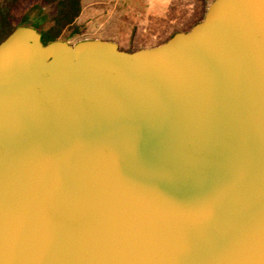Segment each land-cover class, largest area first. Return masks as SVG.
<instances>
[{"label":"water","instance_id":"95a60500","mask_svg":"<svg viewBox=\"0 0 264 264\" xmlns=\"http://www.w3.org/2000/svg\"><path fill=\"white\" fill-rule=\"evenodd\" d=\"M0 264H264V0L135 52L1 42Z\"/></svg>","mask_w":264,"mask_h":264},{"label":"rangeland","instance_id":"374dc122","mask_svg":"<svg viewBox=\"0 0 264 264\" xmlns=\"http://www.w3.org/2000/svg\"><path fill=\"white\" fill-rule=\"evenodd\" d=\"M35 0L21 1L11 7L10 25L0 16V43L16 28L34 24L40 11L34 10ZM215 0H84V12L76 24L67 29L58 40L71 45L81 41L102 40L120 28L133 30L136 46L157 47L177 33L191 31L204 21L210 5ZM49 10V9H47ZM43 12L45 10L43 9ZM50 26L39 28L44 33ZM73 34L70 39L66 37ZM104 41V40H103Z\"/></svg>","mask_w":264,"mask_h":264},{"label":"trees","instance_id":"16d2710c","mask_svg":"<svg viewBox=\"0 0 264 264\" xmlns=\"http://www.w3.org/2000/svg\"><path fill=\"white\" fill-rule=\"evenodd\" d=\"M21 1L28 0H0V16L6 24L10 25L11 7ZM33 3V9L40 11L39 16L34 24L27 23L28 20L25 18L26 22L20 26L39 30L45 23H50L49 28L42 33L45 45L57 41L67 29L73 27L83 9L82 0H35ZM72 36L73 34L66 38L70 39Z\"/></svg>","mask_w":264,"mask_h":264},{"label":"crops","instance_id":"0c3cea01","mask_svg":"<svg viewBox=\"0 0 264 264\" xmlns=\"http://www.w3.org/2000/svg\"><path fill=\"white\" fill-rule=\"evenodd\" d=\"M82 7H83V9H82V13H83L84 12V0H82ZM82 13H81V15H82ZM79 19H80V17L77 19L76 22H78ZM133 32H134L133 30L125 28V33H124V32L120 31V28H117V32L111 33V36H107L106 38H104L102 40L114 42V43L118 44L122 50L127 51V52H135V51H139L142 49L151 48V47L142 48V47L134 45V43H133Z\"/></svg>","mask_w":264,"mask_h":264}]
</instances>
